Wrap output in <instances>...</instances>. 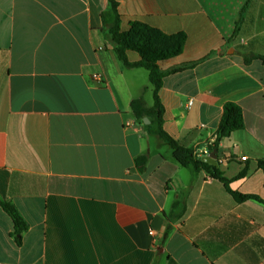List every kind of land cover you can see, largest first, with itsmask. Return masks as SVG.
Returning <instances> with one entry per match:
<instances>
[{"label":"crops","instance_id":"crops-1","mask_svg":"<svg viewBox=\"0 0 264 264\" xmlns=\"http://www.w3.org/2000/svg\"><path fill=\"white\" fill-rule=\"evenodd\" d=\"M246 1L116 0L122 31L140 23L185 36L182 53L158 63L183 69L159 92L164 132L197 159L224 105H238L244 128L213 149L216 168L232 192L264 201V65L244 63L264 57V0L250 2L232 37ZM106 9L107 0H0V198L28 225L17 247L0 208V264H264V206L237 203L146 140L130 103L151 107L152 86L118 60L101 30Z\"/></svg>","mask_w":264,"mask_h":264},{"label":"trees","instance_id":"trees-1","mask_svg":"<svg viewBox=\"0 0 264 264\" xmlns=\"http://www.w3.org/2000/svg\"><path fill=\"white\" fill-rule=\"evenodd\" d=\"M252 0H247L239 13L235 24V30L232 37L238 33L242 24L243 14ZM102 21V32L105 33L109 44L112 46L118 60L126 69H144L148 73V80L152 86L151 107H147L143 98L140 97L131 101L130 110L135 121L143 126L148 136L155 137L172 151L173 159L183 168H187L197 173L200 170L206 171L210 177L220 182L227 192L237 203H243L249 200L256 201L264 206V201L256 196L241 195L232 192L229 189L230 181L224 178L223 174L215 167L201 162L200 159L193 157V152L181 146L172 139L163 130L164 108L161 104L159 92L162 88L163 79L167 74L177 73L183 69H175L169 73H163L158 63L179 56L184 48L185 36H165L156 29L140 23H130L129 30H121V17L118 13V4L116 0H107V9L100 15ZM128 52H134L139 56V61L129 62ZM248 58V59H247ZM250 59L259 60L264 65V57L249 55L244 57V63ZM148 120V124L144 123ZM244 128L241 108L233 103H226L223 107L222 117L215 133V140L210 148L217 149L219 143L234 132L241 131ZM147 162V156L141 155L135 160V164L140 171H143ZM259 166L264 168V161L258 162ZM245 172H241L237 179L243 178ZM0 208L10 218L13 231L10 237L14 240L17 247H21L23 235L28 231V225L23 220L18 210L11 203L0 198Z\"/></svg>","mask_w":264,"mask_h":264},{"label":"water","instance_id":"water-1","mask_svg":"<svg viewBox=\"0 0 264 264\" xmlns=\"http://www.w3.org/2000/svg\"><path fill=\"white\" fill-rule=\"evenodd\" d=\"M144 123L145 124H148V120L147 119H144ZM145 137H146V140H147L148 139L147 133H145ZM216 153H217L216 150H213V152H211L207 156L202 157L200 159L201 162H203L205 164H208V165L216 168L217 167V162H216L217 156H216Z\"/></svg>","mask_w":264,"mask_h":264},{"label":"built area","instance_id":"built-area-1","mask_svg":"<svg viewBox=\"0 0 264 264\" xmlns=\"http://www.w3.org/2000/svg\"><path fill=\"white\" fill-rule=\"evenodd\" d=\"M101 50H103V48H101ZM94 80H100V76L99 75H94L93 76ZM209 154V150L207 148L199 151L198 153H195L194 155L196 156L197 159H201L202 157H205ZM242 160L244 161L245 158H242Z\"/></svg>","mask_w":264,"mask_h":264},{"label":"rangeland","instance_id":"rangeland-1","mask_svg":"<svg viewBox=\"0 0 264 264\" xmlns=\"http://www.w3.org/2000/svg\"><path fill=\"white\" fill-rule=\"evenodd\" d=\"M142 126V125H141ZM143 127V126H142ZM151 148H153V143H152V147Z\"/></svg>","mask_w":264,"mask_h":264}]
</instances>
